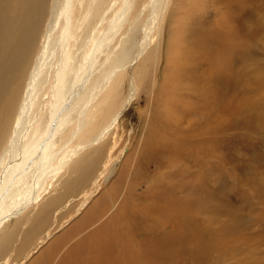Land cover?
<instances>
[{"label": "bare ground", "instance_id": "6f19581e", "mask_svg": "<svg viewBox=\"0 0 264 264\" xmlns=\"http://www.w3.org/2000/svg\"><path fill=\"white\" fill-rule=\"evenodd\" d=\"M47 1L0 0V230L40 201L14 264L28 258L36 226L45 233L38 239L51 235L39 229L46 214L73 191L80 194L73 212L80 211L99 180L106 190L26 264H198L232 243L248 214L224 205L223 180L212 187L210 147L225 132L227 109L243 115L249 134L264 135V92L256 93L264 87V0H147L141 23L134 0H52L42 33ZM163 21L166 67L155 84L147 75L161 58L158 46L148 49ZM124 28L128 36L118 42ZM143 54L147 83L132 70L129 96L115 109L117 78ZM139 91L146 98L143 109L135 105L137 150L123 153L115 138L92 148L128 103L141 105ZM255 173L252 192H242L248 205L250 196L264 201V176ZM214 204L228 221L214 216ZM250 211L263 219L264 211ZM3 232L0 260L17 236Z\"/></svg>", "mask_w": 264, "mask_h": 264}, {"label": "rangeland", "instance_id": "374dc122", "mask_svg": "<svg viewBox=\"0 0 264 264\" xmlns=\"http://www.w3.org/2000/svg\"><path fill=\"white\" fill-rule=\"evenodd\" d=\"M51 1L52 0L47 1L48 8L45 10L47 17L44 20L43 25L41 24V32L42 33H43L44 28L46 26L48 14L50 11ZM146 1L147 0H134L133 16L135 14H136L135 16H138V18H139L137 20L138 23H141L142 19H144L146 16V10H145ZM110 4H111V2H110ZM262 14H263V12H262ZM96 19L97 18H95V20ZM161 27L162 28L159 29L158 37L155 41L156 44H155V42L152 43L150 45V48L148 49V50H151L152 47L158 46V47H156V51L154 52V54L156 56H158L159 59L161 58L160 62H158L157 70L154 69L153 73H151L149 71L150 73L147 75L148 82H149V80L150 81L154 80L153 82L155 84L158 83L157 82L158 80L162 79V72H163L164 68L166 67V60H165L163 52H162V47H163V43L165 42V40L168 39L167 38L168 35H166V32L164 30V28H165V22L164 21H163ZM131 34L132 35L134 34L137 38H140L141 31H138L137 29H133ZM126 36H128V35L126 32V28H124L121 31V34H119V37H118L119 39H117V41L118 42L121 41V39H124ZM39 38H40V36H39ZM117 44H119V43H117ZM36 46L37 47L39 46V39L37 40ZM115 47H119V45H116ZM157 48L159 50L158 55L156 54ZM159 52H161V53H159ZM258 55L264 56V52L262 50H259ZM145 56H146V54H143L139 58L137 63L132 68H129V67L125 68L124 67V69L122 70L123 74L117 78L115 89L113 92V99L111 101V106H113L115 109H119L120 106L125 102V100L129 96V90H130L129 86L131 83L130 73L132 70H135V72H137V73L139 72L138 73L139 75L136 73V76L138 79H140L142 86H143V83H145V84L147 83L146 72L144 73L142 71L143 70L142 62H143V59H145ZM139 64L141 65V67ZM139 92H138V98L137 99L140 100L141 105L137 104L135 102V99L134 100L132 99L133 101L128 103L126 105V107L120 112L119 116L117 117V119L115 121L114 126L111 128L110 132L107 135H105L102 143H100L98 145H94V146H92V148L95 149V147H97V149L99 150L101 144H103V143L104 144H110L112 139L115 138L113 144L115 143L116 146L117 145L121 146L122 144L126 145L123 149L124 152L122 151L123 153H125V152L129 151L130 147H133L135 142H138V136H139L138 132H139L140 122H139V113H138L139 111L137 108L140 106L139 109L140 110L143 109L144 102H145L144 98H146V95L143 91H139ZM261 92H264V87L256 93L259 94ZM107 102L108 101L106 99L104 105H101V110L99 111V113L93 117L94 118L93 119L94 124L101 123L102 114L106 110L107 105H105V104H107ZM135 105H137L138 107ZM38 106H39L38 108H40L41 104L39 103ZM38 108H35V113L39 111ZM242 113H245V111L244 112L242 111ZM242 116L243 115H240V114L237 116L236 115L234 116V114L230 111V109L225 110V112L223 114V119H224V122L226 124V129L224 130L225 132H218L217 135H215L216 134L215 133L214 134L215 136L212 135L213 136L212 139L213 138L214 139L212 140V143H211L212 148L210 147L211 153H212V157H211V165L212 166L211 167H213L211 169L212 176H213V178L211 180V184H212V187H214L215 185L218 186L217 184L219 182L224 181L223 183H225V185H226V194H225V200L226 201L224 202V205H227L229 210H232V208L230 209L229 206L230 207L233 206V210L234 209H237L240 211L243 210L242 212H245V214H248L246 216H248L249 221H248V224H246L244 226V229H243L244 231L242 230L241 232H238L235 235V237L233 236L232 239L234 241H237L236 243L234 241L232 242L233 244L230 242L224 248L223 247L220 248L217 252H215V253L211 252L210 256L205 257L203 260L200 258L202 260V262H200L198 264H264V216H263V219L260 220L259 218H257L258 217L257 215H254V214L251 215L250 214V213H252V211H250V209H253L255 211V213L263 212L264 211V201L263 200L260 201V199H257L255 197L250 196L248 198V200L250 201L249 202L250 205H248L247 203H245L243 201L244 198L242 197V192H244V194H246V192L248 191L250 194L252 192L251 188L253 189V186H250L249 185L250 182H248L249 174L253 173V171H254V174L257 175V173H255V172H258V176H261V175L264 176V172H263L264 171V135H257L254 133L249 134L246 125L243 124L241 121ZM236 121H238V122H236ZM234 123H235V125H234ZM227 124H229V125L231 124V126L228 127ZM119 133H121V134L118 135V137H115ZM219 133H221V134H219ZM247 134H249L250 136H248ZM215 137H217V138H215ZM131 144H132V146H131ZM117 148H120V147H117ZM125 148H127V149H125ZM135 148L137 150L138 143L135 144ZM136 153L137 152H135L134 149L131 150L130 155H132V158H133V156H136ZM220 154H222L223 157ZM219 155L223 159L222 158L220 159ZM82 157H83V155H82ZM80 161L81 160H79L78 162H80ZM214 166H216V167H214ZM247 169L249 171H247ZM260 171L262 173H260ZM254 174H251V175H254ZM218 176H219L220 180L217 179ZM221 177H223V179ZM115 179H116V177L112 178L111 181H109V183H112ZM216 180H218L219 182L217 181V183H216ZM59 182H60V180H59ZM59 182H58V180L55 181V184H57V185H55V187H57L59 185ZM94 185H98L99 189L96 190L90 196V199L85 202V205L81 208L80 211L78 210L76 213L73 212L77 208L76 205L80 202V197H79L80 194L73 191V194L68 198L67 202L64 203V205H62L56 209H53L49 214H46L48 216L44 219V223H43L42 228H39V229L44 228V230L47 231V233L50 232L51 235L46 240L38 239V237L44 236L45 233L38 231L37 230L38 226H36V231L33 232V235L36 237V239L34 241H31V246L28 249V252L30 254L28 255V258L25 260V262L20 263V264H26V262H28L32 258L36 257L38 255L39 251L41 249H43V247H45L50 240L61 235L64 232V230H68L69 228H72L74 226L73 224L76 223L77 219L82 217L81 215L83 214L84 210L87 208V205L90 202V200L92 199V201H93L96 197H98V195H100L99 192L106 190V185L102 184V182L100 180L97 183H94ZM141 189H143V188H141ZM54 191H55V189H51L50 192L48 193V195H51L52 193H54ZM46 196H47V194L44 195L40 200H42ZM39 202L34 203L33 205H35V206L34 207L31 206L29 212H28V210H29L28 209V210L24 211L21 215H19L17 218H12L11 220H9L5 224V227L0 230V236L4 233L3 231H5V233H6L7 230L10 232V231H13V229H15L16 235H17L15 237L14 243H12L11 247L8 246L5 249L6 250V255H5L6 258L4 260L1 259L0 264L18 263L17 261L11 259L10 257H12L15 254L14 249L20 245V243L22 242V240L25 236L24 235L25 232L33 224V221H31L30 219L32 218V216L34 215L35 212L37 213V211L39 209L38 207L40 206L38 204ZM36 209H37V211H36ZM216 211H217V213H216ZM223 211H224V207H220V206H217L216 204H214V211H213L214 216L216 218L218 217V219L220 221H226V220L228 221V216H227L226 212L224 213ZM219 213H221V214H219ZM222 215H224V216H222ZM43 216H44V214H43ZM249 216H251V217L249 218ZM28 239L31 240V237H29ZM32 240H33V238H32ZM7 258H8V261H7ZM180 264H186V261L182 260L180 262Z\"/></svg>", "mask_w": 264, "mask_h": 264}]
</instances>
